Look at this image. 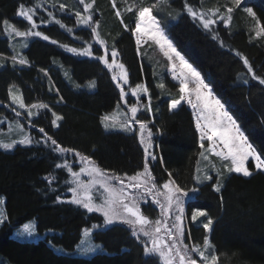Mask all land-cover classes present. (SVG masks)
<instances>
[{"label":"trees","instance_id":"16d2710c","mask_svg":"<svg viewBox=\"0 0 264 264\" xmlns=\"http://www.w3.org/2000/svg\"><path fill=\"white\" fill-rule=\"evenodd\" d=\"M44 1L47 11L37 8L39 15L47 18L51 12L73 31L69 33L54 22L46 23L39 31L48 35L49 40L55 39L57 44L34 39L24 50L23 58L29 63L17 65L9 61L12 51L3 21L28 28V22L18 17V12L21 5L34 6L35 2L0 0V119L28 122L22 115L17 116L10 104L9 89L15 85L21 89L25 104L46 103L49 106L33 121L31 131L38 136L37 141L44 139L39 131L42 127L62 147L89 156L109 173L131 176L140 172L144 166V151L138 135L107 132L102 122L105 115L125 105L117 81L112 79L101 61L76 56L61 45L78 48V44L86 47L91 43L94 56L103 55L104 47L93 43L91 29L76 24L74 9L59 8L61 3L69 6L72 0ZM186 2L195 5L199 0H116L121 18L116 16L112 0H95L92 12L94 20L100 23L101 38L109 49L114 46L119 53L118 60L128 71L130 87L143 82L154 90L153 83L157 84L161 79L160 73H155L150 57H142L141 50L153 48L164 62L163 80L169 98L161 99L156 92L152 119L149 115L144 119L140 117L149 122L157 135L160 151L153 168L157 181L167 182L171 172V179L180 186L199 189L195 207L206 211L214 220L210 241L218 257L216 264H264V173L255 172L254 163L249 161L254 175L243 177L232 173L221 192L214 190L215 181L197 186L195 178L201 148L194 110L186 102L178 109L170 110V101L180 95L179 72L173 74L171 63L154 42L137 46L133 32L139 9L155 5L152 11L160 26L186 59L205 75L206 81H211L214 94L222 98L249 142L262 150L264 85L252 76L247 77L242 57L248 59L257 76L264 78V34L257 37L254 29L257 21L264 25V0H248L243 5L253 9L255 19L243 11L244 8H239L233 15L231 27L217 25L213 32L203 30L183 12ZM130 5L134 7L127 11ZM78 39L84 41L78 43ZM245 80L248 83H244ZM92 81H96L95 91L80 89L79 86ZM192 87L190 84L189 88ZM131 98L130 94L125 97L128 101ZM53 112L63 117L58 129L52 123ZM205 146L209 147V142L205 141ZM74 159L78 160V157L71 153L61 157L42 142L31 147H18L10 153L0 150V196L6 198L7 217L0 228V264H163L158 255L145 254L142 241L146 238L137 239L130 229L119 224L94 234V241L101 244L106 253L82 258L54 251L51 245L74 251L83 230L103 220L98 213L90 214L70 203L55 202L58 195L64 200L71 197L70 184H65L68 172L55 165ZM49 178L52 179L51 187ZM60 184L65 186L62 188ZM187 210L192 211L193 207L188 204ZM32 220L37 221L41 234H53L37 243L14 240L15 229ZM192 227V242L202 245L208 232L201 225ZM185 236V243L190 245L187 232Z\"/></svg>","mask_w":264,"mask_h":264},{"label":"snow or ice","instance_id":"6c2138e0","mask_svg":"<svg viewBox=\"0 0 264 264\" xmlns=\"http://www.w3.org/2000/svg\"><path fill=\"white\" fill-rule=\"evenodd\" d=\"M243 0H231L232 5L235 8H239ZM95 0L91 3H86L85 0H79V4L83 5V12H75L76 24L91 29V34L95 37V42L104 47L103 55L93 56L92 44L88 43L86 47H69L68 45H61L66 51L82 57H92L101 61L104 66L110 71L118 70L119 75L114 71L112 79L117 81V87L120 89L121 99H124V103L127 104L128 100L125 97L128 93L125 91L124 86L129 84V74L125 65L119 63L117 57L119 53L115 50L114 46L111 51L106 44V41L101 38V34L98 31L100 27L99 21L93 18V5ZM42 7V3H36L34 6L26 7L20 6L18 15L23 17L29 24L28 30H19L16 26L9 23L8 20L3 21L4 31L11 38L13 34L16 37L29 38L40 37L45 41L50 38L42 31L36 30L38 24L34 19L36 15V9ZM112 7H116V0H112ZM153 7H142L138 11L137 22L133 29L135 35V43L137 46L141 43L147 44L149 41L154 42L159 46L160 51L167 58L172 65L173 74L179 72V98H174L170 101V110L178 109L182 102H186L195 113V128L199 133V146L204 149L205 152L214 155L219 158L223 163L222 167L229 173L242 174L243 177H251L255 172L264 173V149L258 150L252 143L249 142L248 136L241 129L237 120L229 113L228 109L222 98L214 94L211 86V81L207 80L205 75L201 73L192 63L186 59L178 47L175 45L173 39L165 32L160 26L157 17L153 15ZM61 10L65 9V5L61 3L59 5ZM187 14L193 19V21L199 22L203 29L208 31H214V27L218 21H224L227 26L232 19L231 13L234 8L226 6V14H220L217 16L219 9H210L208 12H199L194 10L193 7L185 4ZM127 11H132V8H128ZM249 16L256 18V13L251 7H245L243 9ZM210 13V14H209ZM116 16L120 17L121 12L116 11ZM50 20L41 19V24L52 23L60 25L61 28L71 33L72 28L66 27L60 19H57L53 13L49 12ZM216 17V18H214ZM123 23V20H121ZM127 29V25H125ZM256 36L260 37L264 34V25H261L257 21ZM216 38L215 36L213 37ZM52 44H57L55 39L51 40ZM222 43V42H221ZM27 42L22 47H27ZM240 55V53H236ZM109 55L111 56V62H109ZM14 63L20 65L28 64L26 58L17 56L11 58ZM243 64L247 68V72L251 73L252 79L257 80L260 85H264V78L257 76L253 70L252 65L249 63L246 57H242ZM43 71V70H41ZM47 75V73H45ZM67 75V73H66ZM175 78V76H174ZM244 83H248L247 80ZM193 87L190 89L189 85ZM91 87H95V83L92 82ZM12 87H15L13 85ZM159 88L163 89L165 85L160 83ZM148 88L143 83H138L135 87L131 88V95L139 98V94L148 93ZM9 94L13 104L18 105L19 109H26L29 117L34 113L31 109H48L46 103H33L30 106L24 103V99L21 95H16L9 89ZM62 99V98H61ZM15 110V109H14ZM138 106L134 103L130 107L131 113L128 116L123 114L126 118L119 123V127L124 131H133V124H138V135L140 143L144 146L145 163L143 171L137 172L134 175H118L115 173L109 174L107 171L99 167L94 160L89 156L83 155L80 152L62 147L57 143L55 139L45 133L44 128H40L39 131L44 133V139L42 141H33L32 138L25 135L19 140H12L5 143L0 141V148L5 150L14 149L17 144L31 145L35 143H44L45 146L51 147V150L58 153L61 157L65 154H73L78 157L74 163H79L80 167L78 171H74L72 164L67 160L63 163H57L56 168H64L67 170L70 180H66L65 183L70 184L68 191L71 192V199L64 200L59 195L56 197V203H70L74 206H78L85 209L88 213H99L103 220L99 224H92L90 227L85 228L84 236L91 237L93 230L107 229L109 226L120 222L128 225L132 229V234L140 239V237L146 238L142 241L145 246V254H156L162 259L163 264H216L218 257L210 252L214 247L208 237H205L203 245L194 244L189 245L185 243L184 236V217H185V204L188 203L193 207L191 219L195 221L198 217H208L206 211H202L195 207V201L198 199L199 189L197 187L185 188L180 186L171 179V172L168 173L170 179L158 186L155 177L148 164V158L151 160L156 159V155L150 151L152 148V137L154 135L151 128L148 127V121L137 119ZM148 111H151V97H149ZM38 114V113H36ZM16 115L20 116L21 113L16 111ZM55 119L52 121L57 127V121L63 119L62 116L52 113ZM108 121H115V116L105 115L103 117L104 127H116V123L111 125ZM205 141L209 142V147H205ZM50 142V144H49ZM204 159L208 157L201 153ZM249 161L254 163V171L250 170L248 164ZM215 167V165H213ZM199 171V170H198ZM219 176L220 173L217 172ZM82 177H87L85 180ZM203 180H212V176L205 173ZM197 184L201 183V177H196ZM48 184L51 187L52 179H48ZM221 184L217 181L214 184L215 191L221 190ZM55 191V189H51ZM151 198V202L157 205L161 214L164 217L163 220L156 219L150 220L141 210V204L147 203L148 198ZM5 204V199L0 197V206ZM7 217L0 207V225L4 224ZM171 219L172 223L167 221ZM203 223V228L211 233L214 220L208 217L206 222ZM28 236L34 235V231L31 227L25 229ZM89 246L82 247L80 252L82 255H90L92 253L103 251V248L98 244H91L90 239L86 242ZM57 251H63V249H56ZM198 257L197 258H194Z\"/></svg>","mask_w":264,"mask_h":264},{"label":"rangeland","instance_id":"374dc122","mask_svg":"<svg viewBox=\"0 0 264 264\" xmlns=\"http://www.w3.org/2000/svg\"><path fill=\"white\" fill-rule=\"evenodd\" d=\"M72 1L73 2H71L69 6L68 5L65 6V8L74 9L75 11H81L82 14H86V13L83 12V5L79 4V0H72ZM159 1H162V0H159ZM247 1L248 0H243L241 6L239 8H244L243 5ZM34 2H35V4L36 3H42V7L38 8V10L41 9L40 11H47V9L45 8V1L44 0H34ZM85 2L86 3H89V0H85ZM185 4H188L189 6L193 7L194 10L199 11V12H208L210 9H217L218 8L219 9V12L217 13V16H219L220 14H226V12H227L226 6L233 7L234 8V11H233V13H231V16H232L231 22L227 26H225V22L224 21H218V23L215 26H213L214 27V30H215V27L217 25H220L221 27L224 26L226 28L227 27L228 28L231 27V25H233V22H234L233 15L237 11V9H239V8H235L234 5H232L231 0H199L198 4H195V5H193V4L190 5L188 2L184 3V5H183V12L185 11L184 12L185 14H187V9L185 8ZM48 6L49 7H54V6H56V4L53 5V6L52 5L51 6L48 5ZM130 6H128V7L130 8ZM132 7H134V6H131V8ZM115 9H116V11L118 10L117 7H115ZM40 11H37L36 10V15L34 16V19L36 20L37 24L39 25L38 28L36 29L38 31H39V29L43 25H45V24H41L40 23L41 19H44V20H50L51 19L50 17L45 18L42 15H39L40 14L39 13ZM36 16H38V17L36 18ZM121 16H122V14H121ZM121 16H120V18H121ZM18 17H20V16L18 15ZM20 18L21 19H24L23 17H20ZM214 18H216V17H214ZM9 23L12 24V25H14V26H16L11 21H9ZM195 23L198 24L203 29V27L199 24V22L195 21ZM16 27L19 30H28V28H30V24H29V27L28 28L27 27H24V28L21 27L20 28L18 26H16ZM80 27L86 28V27H83V26H80ZM254 29L256 31L257 27L255 26ZM203 30H205V29H203ZM205 31L209 32L208 30H205ZM210 32H213V31H210ZM5 36L9 40V43H10V47H11V51H12L13 56L14 55L17 56V59H19L20 57H24V50H26L29 47V45L31 44V42L34 39L40 38V37H36V38L35 37L21 38V37H16L14 34L10 38L7 35V33H5ZM40 39H42V38H40ZM25 40H26L27 45H28L26 48L25 47H22V45L25 43ZM50 41L51 40H49L48 42H50ZM83 41L84 40H79V39L77 40L78 43L79 42L82 43ZM93 43L97 45V43H95V37H94ZM78 48H81L80 44H78ZM92 49H93V47H92ZM111 50H112V48L109 49V51H111ZM103 53H104V51H103ZM140 54H141L142 57H144V56L145 57L147 56L148 58L150 57V60L153 63V66L155 67V73H157V72L160 73L159 74L160 75L159 77L161 79L160 80H157V84L156 83H153L154 84V90H151L145 84L147 86V88H148L149 91H148L147 94H144V93L139 94V98L133 97L131 95V88L132 87H130V84L125 85L124 86L125 91L128 94H130L132 98H131V100L128 101L127 104L124 105V107L123 106H119V107H117V109L113 113L108 114V116H115V121H108V123L111 125L113 122H115L116 123V127H114V128L109 127L108 129H106L104 127L107 132H124V133H129V134L135 133V134L138 135V129H139V125L138 124H133L132 125V127L134 129L133 131H124V130H121L120 129L119 123L122 122L126 118L123 114L126 113L128 116H130L131 113H130L129 109L132 106V104L135 103L138 106V109H139L138 112H137V119L140 118V117H141V119H144V117L146 115L151 116V119H152V117H153L152 113H154L153 112L154 111L153 103H154V99H155V96H156V92H157L158 96H161V99L162 98H166V99L169 98L168 97L169 96V92L167 91V88L164 87L163 89H161V88L158 87V85L160 83H163L164 84V80L163 79H164L165 67H164L163 60L160 59V58H157V53L155 52V50L153 48H150V47L144 49L143 51L141 50V53ZM10 60L13 62L12 59H10ZM117 60H118V57H117ZM109 62H111V56L110 55H109ZM118 62H119V60H118ZM16 64L17 65H20L19 63H16ZM114 71H115V73L117 75H119V71L118 70H113V71H110L109 70V72L111 73L112 76L114 74ZM247 77L248 78L251 77V73H248V76ZM92 82L95 83V87H91L90 86L92 84ZM92 82H89L86 85L79 86V87H80V89H83V90L88 89L90 91H95L96 88H97L96 81H92ZM11 89H12V92L14 94L21 95L23 97V99H24L23 93H22V91H21V89L19 87L15 86V87H11ZM153 95H155V96L153 97ZM149 97H151V111H148ZM9 101H10V104L14 106V108H15L16 111L19 110V112L21 113V115L24 118H27L28 119V122H27V124H25L21 120H9L6 117H2L0 119V141L5 142V143H8V142H11L12 140H19V139L23 138V136H25V135H27L30 138H32L33 141H37L39 138H38V136L36 134H33L32 133L31 127H33V121H34V119L38 118L40 116L41 111L46 110V109H31V111L34 113V115L31 116V117H29L27 115V110L26 109H19L18 105L12 103L10 94H9ZM24 103H25V100H24ZM28 106H30V105H28ZM48 109H49V106H48ZM36 113H38V114H36ZM61 121L62 120L57 121L56 124L60 125V122ZM102 121H103V118H102ZM103 125H104V122H103ZM26 127H28V129ZM148 127L151 128L150 125H149V123H148ZM54 128L58 129L59 127H57L54 124ZM152 131H153V129H152ZM153 133H154V135L152 137V148L150 149V151H152L156 155V159L155 160H151V158H148V164H149V167H150V169L152 171L153 176L156 177L153 168L155 166L154 164L157 161V154L160 151V147H159V143L157 141V135H156V133L154 131H153ZM41 134L44 135V133H41ZM138 137H139V135H138ZM139 142H140V140H139ZM33 145H36V143L34 142L31 145H20V144H17L14 149L5 150V149L0 148V150L1 151H4V152L10 153V152H13L18 147L26 148V147H31ZM141 147H142V149L144 151V146L142 144H141ZM205 147L207 148V146H205ZM201 153H204L208 157V159H204V157L201 156V154H200V158H199V161H198V164H197L196 177L199 175L201 177L202 182L199 183V184H197V182H196L197 186H202V185H204L206 183H210L212 181H215V183L217 181H219V183L222 185L221 186V190L219 191V192H221L222 189H223V187L225 186L227 180L229 179V177L231 176L232 173H229L225 169H223L222 165H223V163H226V162L220 161L219 158L215 157L214 155H211L210 153L205 152L204 149H201ZM145 159L146 158H145V153H144V163H145ZM74 161H77V159H74V160L68 161V162L72 164V167H73V170L74 171H78L80 165H79V163H74ZM213 165H215V167H213ZM141 171H143V169ZM217 172L220 173L219 176L217 175ZM205 173H207L208 175H211L212 176V180H210V181L209 180H203V177H204ZM109 174H112V173H109ZM82 178L85 179V180L88 179L87 177H82ZM70 179H71V177L68 176L67 177V180H70ZM155 181H156L157 185L158 186H161V187H162V184L165 183V181H160V182L157 181L156 178H155ZM195 181H196V178H195ZM60 186L63 188L65 185L64 184H60ZM69 194H70V196L72 195L71 192H69ZM0 197H3L5 199V203H6L5 196H0ZM70 199H71V197H70ZM187 205H188V203L185 204V217H184V221H183V224H184V236H185V233L187 232L189 234V238H190V243H191L190 245H194V243L192 242V239H191V232H192V228H193L192 226H194V227H197V225L203 226V223L202 222H206V220H207L208 217H198L195 221H193L191 219V215H192L193 210L192 211H188L187 210ZM0 207L3 208V211L5 213V204L3 206H0ZM141 210H142V212L150 220H153L154 221L156 219H161V220L164 219V217L161 214L160 208L157 205H155L154 203L151 202V198L150 197L148 198V202L147 203H142L141 204ZM202 211H204V210H202ZM90 214H92V213H90ZM167 222L169 224H171L172 223V220L169 219ZM118 224L127 227L132 232V229L128 225H126V224L117 222V223H115L113 225H118ZM2 226H3V224L0 225V228ZM29 227H31L33 229V231H34V235H32V236H28L27 233H26V231H25V229L26 228H29ZM212 228H213V226H212ZM100 230H103V229L93 230L92 231V236L90 238L89 237H85L84 236V231H83L82 238H81L80 243L76 246L75 250L72 251V252L67 251L63 247H57V246H53V245H51V246H52V248L54 249V251L56 253L61 254V255H67V256H73V257H82V258H92L95 255L102 254V253H106V251L104 250V248L102 247V245L101 244H98V243H96L94 241V234L97 231H100ZM49 234H52V233L50 232V233L41 234L38 231L37 221L36 220H32V221H29V222L23 224L22 226L18 227L17 229H15V231H14V233L12 235V238L14 240L20 241V242L37 243L39 241H42V240L46 239V237ZM134 237H136V236H134ZM140 238H143V237L141 236ZM208 238L210 239V233H208ZM89 239H90L91 244H98V245H100L103 248V251H98V252L92 253L90 255H82L81 252H80V249L82 247L89 246L86 243L87 241H89ZM56 249H63V251H57ZM210 252H212L213 254H215L213 248L210 250ZM194 258H197L198 259V257H195V256H194ZM198 264H199V261H198Z\"/></svg>","mask_w":264,"mask_h":264},{"label":"bare ground","instance_id":"6f19581e","mask_svg":"<svg viewBox=\"0 0 264 264\" xmlns=\"http://www.w3.org/2000/svg\"><path fill=\"white\" fill-rule=\"evenodd\" d=\"M251 1V0H250ZM190 17V16H189ZM193 24V23H192ZM83 47H84V45H83ZM146 49V48H145ZM158 54V53H157ZM12 56H13V54H12ZM12 56L11 57H9V59H11L12 58ZM158 58V57H157ZM160 58V57H159ZM160 59H162V58H160ZM9 61H11V60H9ZM165 61V60H164ZM150 66V65H149ZM252 78V77H251ZM143 83V82H142ZM147 87V86H146ZM138 119H140V118H138ZM207 184V183H206ZM50 233V232H49ZM52 234H53V232H51ZM52 234H49V235H52Z\"/></svg>","mask_w":264,"mask_h":264}]
</instances>
